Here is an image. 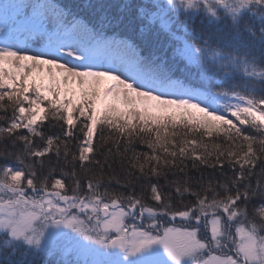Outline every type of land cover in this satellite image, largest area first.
I'll return each mask as SVG.
<instances>
[{
	"label": "snow or ice",
	"instance_id": "1",
	"mask_svg": "<svg viewBox=\"0 0 264 264\" xmlns=\"http://www.w3.org/2000/svg\"><path fill=\"white\" fill-rule=\"evenodd\" d=\"M0 264H264V0L0 4Z\"/></svg>",
	"mask_w": 264,
	"mask_h": 264
},
{
	"label": "trees",
	"instance_id": "2",
	"mask_svg": "<svg viewBox=\"0 0 264 264\" xmlns=\"http://www.w3.org/2000/svg\"><path fill=\"white\" fill-rule=\"evenodd\" d=\"M7 0H0V4L6 3Z\"/></svg>",
	"mask_w": 264,
	"mask_h": 264
}]
</instances>
